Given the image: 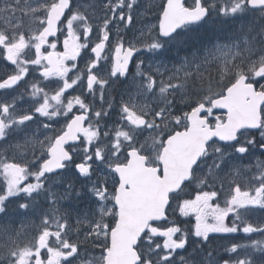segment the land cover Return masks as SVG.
Masks as SVG:
<instances>
[{"label":"snow or ice","instance_id":"snow-or-ice-1","mask_svg":"<svg viewBox=\"0 0 264 264\" xmlns=\"http://www.w3.org/2000/svg\"><path fill=\"white\" fill-rule=\"evenodd\" d=\"M141 6L0 0V264H264V0ZM239 233L217 259L213 234Z\"/></svg>","mask_w":264,"mask_h":264},{"label":"rangeland","instance_id":"rangeland-1","mask_svg":"<svg viewBox=\"0 0 264 264\" xmlns=\"http://www.w3.org/2000/svg\"><path fill=\"white\" fill-rule=\"evenodd\" d=\"M146 1H144L143 5L140 8V11L143 12L145 7H147ZM159 2H155V5H158ZM154 12V9H153ZM155 15L153 14H149L147 17H139L135 23V27L132 28L130 31L126 30L125 32H123L122 34L125 36L126 41L127 40H132L135 41L139 36H140V30L144 27V21L145 20H150L151 22L155 23ZM96 21V20H95ZM205 45H209V42H204L202 44H199L197 46V48H201ZM196 48V49H197ZM191 52H187V53H178V51H173V52H167L164 56L160 57L159 59L163 61L164 64L167 65L168 68H172L173 65L175 66H179L180 62L186 57L188 56L189 58H191ZM109 59H111V56L109 54ZM6 63V62H4ZM102 64L105 65V71L110 70V63L109 61H102ZM146 66V65H145ZM11 67V66H9ZM80 67H83V61H81L80 63ZM163 70V69H162ZM0 75L3 76L5 75V72L3 71V67L0 66ZM32 75V72H30V76ZM26 79H28L26 77ZM78 94V93H77ZM118 99V97H117ZM32 104V100H28L27 102H20L19 99L17 100V105L20 108L23 109H28L29 106ZM35 125H33V130H35ZM42 138V137H41ZM19 139V138H17ZM16 141L13 140L12 143H15ZM22 142V140H21ZM8 148V152L7 154L9 155V157H11L14 154V149ZM4 149H2L1 151H3ZM262 159L264 160V156H260L259 153L256 154V157H253V160L255 159ZM73 180H75V178H71ZM76 187L79 188L80 185L78 182H76ZM225 187H227V184L225 185ZM62 205L64 206L65 210L70 214L72 220L74 221L77 214H83L84 212H86L88 210V203L87 200H78L77 198L73 197L69 200H65L61 202ZM40 223L39 217L38 216H30V217H16L13 221V227L16 229H19L21 227V225L23 224L26 228V230L28 231V229H34L35 225H38ZM258 237L259 234H253ZM227 239V238H226ZM228 241V239H227ZM232 241H228V243H231Z\"/></svg>","mask_w":264,"mask_h":264},{"label":"trees","instance_id":"trees-1","mask_svg":"<svg viewBox=\"0 0 264 264\" xmlns=\"http://www.w3.org/2000/svg\"><path fill=\"white\" fill-rule=\"evenodd\" d=\"M210 38H212V33L211 32H208V33H204V32L192 33L190 41H189V44H188V50L193 49L196 46L197 41H199V40H207V39H210ZM180 219L182 221H184L185 218H180ZM187 221H190V222H185L184 224L182 223L181 226L185 227V228H191L193 226L194 221H195L194 218H187Z\"/></svg>","mask_w":264,"mask_h":264},{"label":"flooded vegetation","instance_id":"flooded-vegetation-1","mask_svg":"<svg viewBox=\"0 0 264 264\" xmlns=\"http://www.w3.org/2000/svg\"><path fill=\"white\" fill-rule=\"evenodd\" d=\"M142 1H146L148 3V0H142ZM155 2H159L160 3V0H153V5H155ZM186 2L190 4L191 0H186ZM153 15H155V14H153ZM155 20H156V17H155ZM61 48H62V44L58 46V50H61ZM130 69L132 71H135L134 65H130ZM20 92L23 93L24 90L20 89ZM28 100H30V98H29V96L26 93H24L22 98L19 99L20 102H27ZM6 147H7L6 145L5 146H0V152H2L1 150L6 148ZM229 221H230V218H229ZM233 235H236V234H233ZM213 236L217 237V238H215L214 243H215L217 249H219V246H220V239H219L220 238V234H213ZM223 238L226 239L227 237H223Z\"/></svg>","mask_w":264,"mask_h":264},{"label":"bare ground","instance_id":"bare-ground-1","mask_svg":"<svg viewBox=\"0 0 264 264\" xmlns=\"http://www.w3.org/2000/svg\"><path fill=\"white\" fill-rule=\"evenodd\" d=\"M194 42H195V41H194ZM194 42H193V43H194ZM194 44H195V43H194ZM226 188H227V187H226ZM184 220H185V219H184ZM183 224H184V223H183Z\"/></svg>","mask_w":264,"mask_h":264}]
</instances>
